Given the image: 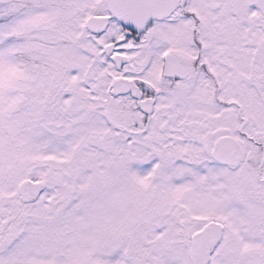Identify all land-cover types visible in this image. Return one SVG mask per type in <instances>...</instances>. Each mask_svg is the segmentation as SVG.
<instances>
[{"label": "snow or ice", "instance_id": "obj_1", "mask_svg": "<svg viewBox=\"0 0 264 264\" xmlns=\"http://www.w3.org/2000/svg\"><path fill=\"white\" fill-rule=\"evenodd\" d=\"M0 264H264V0H0Z\"/></svg>", "mask_w": 264, "mask_h": 264}]
</instances>
